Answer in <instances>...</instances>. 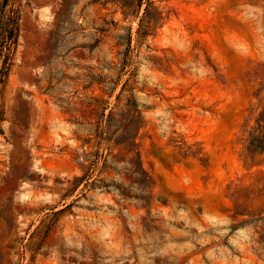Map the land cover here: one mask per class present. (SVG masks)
<instances>
[{
  "label": "rangeland",
  "instance_id": "1",
  "mask_svg": "<svg viewBox=\"0 0 264 264\" xmlns=\"http://www.w3.org/2000/svg\"><path fill=\"white\" fill-rule=\"evenodd\" d=\"M264 0H0V264H264Z\"/></svg>",
  "mask_w": 264,
  "mask_h": 264
},
{
  "label": "trees",
  "instance_id": "2",
  "mask_svg": "<svg viewBox=\"0 0 264 264\" xmlns=\"http://www.w3.org/2000/svg\"><path fill=\"white\" fill-rule=\"evenodd\" d=\"M248 149L256 151L258 149L264 150V145L261 143V137H253L248 143Z\"/></svg>",
  "mask_w": 264,
  "mask_h": 264
}]
</instances>
